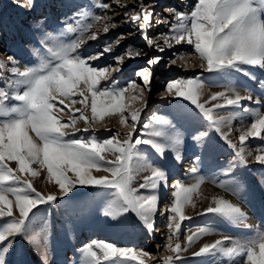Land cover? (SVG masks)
<instances>
[{"label": "snow or ice", "instance_id": "obj_1", "mask_svg": "<svg viewBox=\"0 0 264 264\" xmlns=\"http://www.w3.org/2000/svg\"><path fill=\"white\" fill-rule=\"evenodd\" d=\"M133 2L138 10L134 9L135 14L130 15L129 5L121 0L111 3L92 0L102 14L91 11L74 14L82 19L75 26L66 25L61 33L72 34L69 40L53 38L46 32L40 41L43 51L35 52L37 63L21 68L12 55L0 61V264H7L6 258L17 237L28 233L36 215L34 210L40 205L54 204L78 186L111 190L104 215L122 221L134 216L148 235L156 232L157 217L163 210L167 214L164 248L169 253L154 259L141 248L91 240L80 249L79 264H183L184 254L203 236L212 233L208 227L189 229L190 234L181 240L184 222L193 218L186 214V209H195L198 198L209 199L202 197L200 191L207 179L200 175V168L193 166L186 173L193 177L192 183L178 180L171 184L169 203L164 206L161 190L169 186V173L156 165L141 147L148 146L160 159L169 151L175 161L183 159L184 136L175 130L172 121L158 114L142 117L149 106L147 95L152 91L153 68L163 58H150L148 67L135 72L140 83L132 80L120 86L112 74L120 72L127 59L148 53L128 46L124 53L114 57L115 66L100 67L98 62L112 54L125 37L119 36L94 53L87 52L86 45L118 27L115 17L120 14L113 7L116 5L124 9L125 22H138V30L149 49L163 52L174 45L190 46L207 73L218 76L240 73L256 81L264 92V79H258L253 71L264 73V0H194L188 12L167 9L171 19L156 14L155 0ZM29 4L34 6V0H29ZM153 23H163L168 29L161 34L163 46L147 35ZM36 26L45 27L44 21ZM173 55V64L177 60L184 65L190 63L189 53ZM204 88L200 75L175 78L165 85L169 97L194 106L207 122L208 130L217 134L234 153V159L222 170L224 174H230L236 164L247 167L249 158L264 169V110L243 106L245 101L264 106V96L241 95L229 85L202 100ZM132 102H139L140 107L132 108ZM225 109L232 110L219 115ZM58 113H66L67 120ZM108 117H117L121 126L131 130L121 134L106 127L105 131L112 132L107 138L98 137L94 130L88 136H77L88 133L94 123H102ZM245 118H250L251 123L246 129L237 130V142L232 138L233 121L243 122ZM80 122L85 127H77ZM191 139L204 148L210 132L197 131ZM251 139L260 141L254 150L248 147ZM109 155L114 158L108 159ZM195 159L199 162L201 157ZM42 173H46L48 183L56 186V192L44 193L34 187L33 181ZM260 183L264 186V172ZM218 186L238 195L241 184L229 181L219 182ZM209 214L247 229L248 235L223 236L199 246L193 256L222 257L225 264H264V230L246 222L248 214L239 204L213 195L197 213ZM34 242L29 239V243Z\"/></svg>", "mask_w": 264, "mask_h": 264}, {"label": "rangeland", "instance_id": "obj_2", "mask_svg": "<svg viewBox=\"0 0 264 264\" xmlns=\"http://www.w3.org/2000/svg\"><path fill=\"white\" fill-rule=\"evenodd\" d=\"M107 2L111 3V0H107ZM155 2L156 14L160 18L166 14L167 18L171 19L166 12L169 8L185 12L184 7L181 8L180 6V0H155ZM121 3L129 5L128 12L130 15L135 14L134 9L138 10V6L134 4L133 0H121ZM193 4L194 0H187L185 5L183 4L187 7L186 12L190 11ZM113 7L120 14L115 17L118 27L109 34H102L98 41H89L86 45V51L94 53L123 35L125 38L120 45L112 54L102 58L98 62V66H115L114 57L124 53L128 46H132L133 49H143L148 53L147 56L127 59L121 71L112 74L120 86H126L132 80L140 83L141 81L135 76V72L148 67L147 61L150 58L161 56L162 61L153 68L152 91L147 95L149 106L142 113V117L147 119L153 114L166 116L172 121L175 130L184 136L183 159L179 162L174 160V154L170 151L166 153L164 159H160L154 150L148 146H141L146 149V155L150 156L156 165L162 166L169 173V186L161 190V204L168 205L172 191L171 184L178 180L185 184L193 182V177L184 173L183 165L186 160L192 163L196 156H200V161L195 160V164L200 168V175L207 178L201 186V190L205 186L217 188L219 192L226 194L230 201L239 204L246 211L248 224L252 225L253 228L264 230V186L260 183L264 169L249 158L247 167L236 164L230 174H224L222 170L229 161L234 159L232 150L219 139L217 134L208 130L207 122L194 106L182 99L169 97L165 91L166 82L172 79L200 75L205 84L202 100L208 99L213 93L224 91L229 85L235 87L241 95H252L255 98L264 96V92L261 91L258 83L240 73H232L230 76L207 73L201 68L197 56L192 54L190 46L174 45L172 48H165L163 52L157 48L149 49L138 30V22L131 20L125 22L123 20L124 9L116 5ZM82 11H91L97 15L102 14L101 10L94 7L92 0H34V6L29 4V0H19L18 3L16 0H0V61H3L8 55H12L19 61L21 68L37 63L38 57L35 52L37 49L43 51L40 41L44 38V34L46 32L51 33L53 38L62 40L73 38L72 34L61 35V33L66 25L75 26L77 20L82 19L81 16L74 15ZM42 20L45 27L38 29L36 25ZM167 31L168 29L163 23H153L147 35L150 38H155L163 46L161 34ZM174 53L176 55L189 53V67L179 60L173 64ZM253 71L258 79H264V73L255 69ZM130 93L129 96L132 95ZM243 106L262 107L264 110V106H257L249 101H245ZM76 107H80V105H76ZM131 107L139 108L140 104L139 102H132ZM230 110L232 109L220 110L219 115H225ZM58 115L67 120L66 113H58ZM117 119V117H108L102 123H94L88 133H77V136H88L94 130L98 137L107 138L112 135V132L105 131L106 127L113 129V131H119L121 134L131 130L121 126ZM250 123V118H245L243 122L239 119L234 120L232 138L238 142L239 132L237 130L246 129ZM77 127L83 128L85 125L80 122ZM66 131L71 132L72 129ZM197 131L210 132V140L205 141L207 146L204 148H201L196 141L191 139V136ZM259 144V140L251 139L248 142V147L254 150ZM107 158L113 159L114 157L109 155ZM11 166L15 167V164L12 163ZM24 178L22 177V179ZM229 181L240 182L241 187L238 195L225 191L218 186L219 182ZM33 184L34 187L44 193L48 192L50 187L46 180V173H42L40 177L36 178ZM52 185L56 187L54 184ZM73 192L66 197L59 198L52 205H40L38 209L34 210L36 215L32 217L29 231L26 235L17 237L14 242V249L6 258L7 264H79L80 249L91 240L114 242L121 247L141 248L150 252L154 259L169 254L164 248L167 214L163 210L157 217L156 232L153 235H148L134 216L122 221L119 219L112 220L104 215V208L111 199V190L78 186ZM195 202V209H186V214L193 218L184 222L181 240L183 241L184 236L190 234L189 229L195 231L199 227H208L213 231L210 235L203 236L193 248L184 254L183 264H214V259L216 264H225L222 257H195L192 253L197 251L199 246L212 243L223 236L244 237L248 235V230L234 226L210 214L197 215L209 202H204L200 198L196 199ZM158 225L162 228L161 233H157ZM30 238L35 242L29 243Z\"/></svg>", "mask_w": 264, "mask_h": 264}, {"label": "bare ground", "instance_id": "obj_3", "mask_svg": "<svg viewBox=\"0 0 264 264\" xmlns=\"http://www.w3.org/2000/svg\"><path fill=\"white\" fill-rule=\"evenodd\" d=\"M187 0H180V2H181V4H180V6H181V8H183L184 7V9H185V12L187 11V7H185L184 5H185V2H186ZM184 4V5H183ZM188 5H189V3H187ZM118 10V9H117ZM39 16H37V18H38ZM162 17L164 18V17H166L167 18V16H166V14H163L162 15ZM36 19V18H35ZM39 19V18H38ZM43 21V20H42ZM187 67H189V64L188 65H186ZM172 67V66H171ZM172 69V68H171ZM170 69V70H171ZM174 71V70H173ZM187 71V70H186ZM167 72V71H166ZM130 95H131V93H130ZM117 121H118V119H117ZM119 122V121H118ZM102 126H103V124H102ZM104 127V126H103ZM99 174H104V173H99ZM177 180V179H176ZM173 181V180H172ZM171 181V182H172ZM173 183V182H172ZM48 185H50V187L48 188V192H56L57 191V188L56 187H54L53 185H52V183H48ZM201 190V189H200ZM48 192H46V193H48ZM72 193H74V192H72ZM201 193H202V197H208L209 199H203V198H200L201 200H203L204 202H209V200H210V198L213 196V195H216V196H222V197H224V198H226V199H228V200H230L229 198H228V196L226 195V194H224V193H221V192H219L218 190H217V188L215 189V188H213V187H210V186H205L204 188H203V190H201ZM167 205V204H166ZM253 222V221H252ZM254 222H255V220H254ZM158 229L160 230V233H161V230H162V228L160 227V225H158ZM141 240V239H140ZM196 250V249H195ZM158 253V252H157ZM157 256V255H156Z\"/></svg>", "mask_w": 264, "mask_h": 264}]
</instances>
